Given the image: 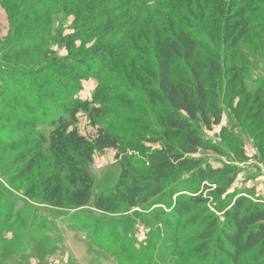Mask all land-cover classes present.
I'll list each match as a JSON object with an SVG mask.
<instances>
[{
	"label": "rangeland",
	"instance_id": "obj_1",
	"mask_svg": "<svg viewBox=\"0 0 264 264\" xmlns=\"http://www.w3.org/2000/svg\"><path fill=\"white\" fill-rule=\"evenodd\" d=\"M106 1L109 6L116 0ZM129 1L125 7L117 4L102 9L122 17L111 26L120 27L132 11L135 16L147 12L150 17L145 16L136 34L126 38L127 44L119 48L123 56L114 64L89 68V74H84L52 68L54 59L67 55L60 37L81 30L84 22L76 12H52L50 30L35 40L29 38L30 32L11 28L16 20L13 10L20 0H0V77L4 80L0 86L35 79L38 88L48 91L50 103L48 111L36 113L39 103H13L3 98L0 87V132L6 137L0 140V196L12 208L0 216V235H15L0 251V264H218L213 257V238L207 242L208 260L203 262V254L196 251L200 245L197 228L218 220L220 225L213 233L217 235L223 212L236 198L264 204V0H223L222 6V0H208L191 11L164 0V6L183 17L182 29L195 43L193 60L203 65L216 54L224 69L216 101L221 122L210 130L194 125L202 146L193 154L185 153L182 138L170 135L165 109L151 94L157 89L154 76L160 47L174 33L171 15L157 8L158 0H138L139 11L133 9L136 2ZM124 9L129 12L119 16ZM235 19L246 23V34L235 47L227 43L223 49L219 46L222 31ZM82 29L83 39L75 42L73 51L81 57L97 39L108 35L106 28L90 34ZM30 42L37 46L28 48ZM193 67L176 60L170 68L171 81L189 82ZM77 83L79 93L72 95L76 92L72 85ZM73 99L87 104L76 106ZM211 103L206 106L209 119L214 116ZM45 118L55 123L53 127L37 123ZM58 120L68 122L89 140L98 129L119 139L116 150L94 152L89 165L91 200L83 208L58 209L43 200L41 184L51 174L59 173L62 186H68L67 170L60 169L49 149V134ZM164 144L191 162L213 169L229 167L234 175L228 181L218 176L202 181L196 171H181L164 181L159 197L141 194L131 200L123 191L113 201L111 213L93 208L100 195L112 192L127 159L136 172L132 177H146L147 157ZM191 198H199L200 203H187L186 211L182 203ZM20 214L25 221L14 229L11 223ZM191 216L198 217L197 223L189 222ZM96 229L101 236H96Z\"/></svg>",
	"mask_w": 264,
	"mask_h": 264
},
{
	"label": "trees",
	"instance_id": "obj_2",
	"mask_svg": "<svg viewBox=\"0 0 264 264\" xmlns=\"http://www.w3.org/2000/svg\"><path fill=\"white\" fill-rule=\"evenodd\" d=\"M134 1L136 4L132 8L135 11L141 10L138 0ZM170 1L188 10L198 3H208V0ZM211 1L215 2L217 0ZM128 2L130 1L116 0L108 6L106 0H20L17 3L16 10H13V17L16 20L12 23L11 28H15L16 31L25 30V34L30 32L32 35L30 34L29 38L37 40L50 30V14L52 12L60 10L63 12H76L84 22L80 27L81 30L78 29L74 35L60 37V45L63 46L67 55L62 60L54 59L52 68H56L58 72L62 68H69L89 74V68L98 66L96 68L101 69L103 66L114 64L117 57L123 56L119 48L127 44L125 40L128 36L136 34V27L144 17H150L147 12L144 15L139 13L135 16L132 11V16L126 19L120 27L111 26L113 21H118L122 17L111 13L106 14L102 9L114 8L117 4H124L123 7H125L129 5ZM222 2L223 0L219 4L220 6H222ZM156 4L158 9L161 8L160 10H165L171 15L170 19L175 29L172 37L166 39L164 47H160L161 51L157 56V74L154 76L157 89L152 90L151 94L155 98L153 100H157L165 109L170 135L182 138L185 153L193 154L202 146L194 125L201 124L204 128L210 130L212 126H218L221 122L220 110L217 108L216 101L218 99L219 78L223 75L224 70L222 59L219 55L214 54L203 65L196 63L193 60L195 43L182 29V27L184 28L182 25L184 22L181 14L176 15L178 12L173 11L171 6H164V0H158ZM222 9L225 10L224 7ZM204 11L202 10V12ZM128 12V9H124L119 16H124ZM100 18H103V20ZM245 24L241 20H236L231 25H225L219 46L223 49L227 46L235 47L246 34L247 27ZM82 27L87 29L88 34L101 28L104 31L106 28L105 31L108 32V35L97 39L86 52V55L81 57L76 56L73 51L75 42L83 39L84 31ZM211 29H216V27ZM85 36H87L86 33ZM35 40L34 42H36ZM34 42H30L28 48L37 46ZM227 43L230 44L225 46ZM180 59L184 60L186 65L194 66L190 71V81L173 83L170 79V68L176 60ZM92 73H94V69ZM149 77L152 79V76L149 75ZM1 81L4 82L2 77H0V83ZM35 82V79H31L29 82L28 80L24 82L9 81L0 86L3 98L13 103H39L36 113L48 111L49 109L46 106L50 104L46 96L48 91L38 88ZM79 89V83L73 84L71 90H76V92L71 94L79 93ZM57 91L60 92L59 89ZM210 102H212L211 108L214 110L213 119H209L206 115V106ZM73 103L76 106L87 104L78 99H73ZM64 107L63 103L60 105V110ZM37 123L48 127H53V124H55L50 120H46V118L39 120ZM48 139L49 149L55 155L60 169L67 170L66 182L68 186L67 188L62 186L59 173L51 174L41 184L44 195L43 200L58 209L86 207L90 203L93 188V178L89 171L92 156L95 151L116 150L118 148V137L110 135L103 129H98L93 139L89 140L81 136L68 122L58 120ZM0 140H6L2 132H0ZM126 161L127 167L122 170L112 192L108 195H100L95 200L93 208L97 211L111 213L113 201L119 198L123 191L124 195H130L131 200L141 194H147L152 198L159 197L163 194L162 184L164 181L170 176L174 178L181 171H196L202 181L215 176L228 181L234 175V171L229 167L213 169L210 165L201 166L200 163L191 162L184 158L183 153H179L177 149L168 144H164L159 151L147 157L146 170L149 175L146 177H132L131 173L136 172L133 171L129 159ZM231 182L233 181L231 180L228 183ZM4 202L5 200L3 201L0 196V216L12 211L7 203L4 205ZM190 202L200 203V199L191 198L188 202H183L182 207L184 206V210H189L187 203ZM223 219L222 228L215 236L213 233L220 225L218 220L211 219L204 226L201 225L197 228L200 245L196 251L203 254L202 261L208 260L210 248L207 242L210 238H213L215 243L213 257L218 264H264V204L259 201H250L245 197L236 198L233 205L223 212ZM197 220V216H191L189 222L195 224ZM24 221L25 219L21 214L17 215L11 226L15 229L20 225V222L23 223ZM96 230V236H101L100 230ZM10 234L11 238H8L7 234L0 235V251L15 240L14 233ZM114 244L113 242L112 245Z\"/></svg>",
	"mask_w": 264,
	"mask_h": 264
}]
</instances>
